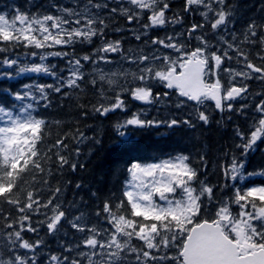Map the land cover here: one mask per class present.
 I'll list each match as a JSON object with an SVG mask.
<instances>
[{
	"label": "snow or ice",
	"instance_id": "6c2138e0",
	"mask_svg": "<svg viewBox=\"0 0 264 264\" xmlns=\"http://www.w3.org/2000/svg\"><path fill=\"white\" fill-rule=\"evenodd\" d=\"M112 2L118 7L110 8L108 0H85L83 5L77 0L76 7L55 5L59 14H32L20 8L11 14L0 13V53L18 47L32 48L41 51L25 55L38 56L42 62L49 57L67 58L69 65V76L65 78L54 70L55 65L21 64L19 57H5L0 60V67L14 69L16 76L36 73L51 76L56 81L53 84L24 85L23 92L9 91L8 94L16 101H48L47 90L61 93L63 88L80 87L79 82L85 79L82 62L112 63L108 54L122 52L119 40H103L94 53L83 56H76L74 51H48L76 43H91L97 37L103 39L107 24L100 16L101 10L118 12L129 23L146 19L147 22L142 24L145 34L149 29L182 22L178 14L167 15L170 10L168 0ZM183 12H199L212 32L219 33L221 29L227 30L234 15V5L227 4L226 0H184ZM204 27L205 24L194 23L187 29L188 39L198 41L195 47L189 48L186 42L170 35L163 39L156 36L150 40L156 49L152 54L141 51L134 56L122 55L123 60L136 65L135 71L108 73L96 70L89 83L97 88L100 100L109 103L93 105V111L106 116L118 109L123 110L125 93L134 100L152 104L166 100L174 92L178 98L175 102L177 109L192 108L189 116L182 120H146L139 113L134 114L123 124L116 125L119 136L125 139V132L121 129L129 126L145 128L166 124L168 128H174L183 124L195 128L197 123L209 125V101L221 113L235 110L245 115L249 106L245 104L234 109L233 102L246 99L249 91L246 81L255 79L264 83V22L250 21L239 43H235L237 37L234 33L232 42L221 36L220 43L226 47L216 50H212L205 35H194ZM135 39L140 40L141 35H135ZM240 44H259L256 57L260 63L253 62ZM160 48L169 49L172 54H156ZM233 60L242 67L225 66L226 61ZM0 76L11 79L13 73L0 72ZM156 84L167 91L154 93ZM108 92L114 95L109 97ZM257 95L262 99L251 106L255 115L251 117L248 130L239 127L234 130L239 140L235 148L240 150V158L235 153H226L225 162L218 165L223 184L214 185L200 178L201 175L207 176L204 155L199 157L203 173L193 166L190 156L183 154L159 163L142 165L134 162L127 169L129 178L121 196L115 202L105 200L96 213L97 217L103 216L107 227L80 223L83 214L68 221L73 229L84 234L75 245L81 259L69 260L65 256L61 260L58 255H50L52 264H83L84 260L88 264H132L128 257L134 258V264H264V184H245L254 176L264 177V169L247 172L242 159L254 152L258 143L264 142V92ZM33 111L32 103L21 104L18 109L16 105L6 107L0 104V203L11 205L19 213L14 219H10L11 213L0 217L4 221L0 228L8 230L4 233L6 251L0 250V264H39L37 250L43 241L26 239L24 235L38 231L32 224L34 214L44 215L45 220L40 223L46 224L52 234L58 232L59 226L67 220L66 210L57 202L59 197L56 194L60 193V188L45 200L39 197L38 190L21 186L24 174L43 173L42 160H51L39 147L44 142L46 121L33 115ZM60 147L67 145L57 139L48 151L57 148L55 155L59 166L63 167L68 160L59 153ZM71 167L75 169L76 165ZM225 190L231 194L217 199L216 192ZM65 250L71 252L73 248L65 246Z\"/></svg>",
	"mask_w": 264,
	"mask_h": 264
},
{
	"label": "trees",
	"instance_id": "16d2710c",
	"mask_svg": "<svg viewBox=\"0 0 264 264\" xmlns=\"http://www.w3.org/2000/svg\"><path fill=\"white\" fill-rule=\"evenodd\" d=\"M108 2L110 8L118 7L112 0H108ZM168 2L170 10L167 15L171 17L173 14H178L182 17L181 23L149 29L145 34L142 24L147 22L146 19L129 23L118 12L111 13L109 10H101L100 16L105 19L107 24L103 39L97 37L93 38L91 43H76L63 49H48V51L62 50L69 53L74 51L76 56H83L94 53L102 45L103 40H119L122 48L121 53L108 54L112 61L110 64H105L102 61L96 64L82 62L85 79L79 82L80 87L77 89L63 88L61 93L47 90L48 101L39 100L37 102L31 99L16 101L8 92H23L24 85L56 83L53 77L36 73H24L16 76L14 69H9L6 66L0 67V72L13 73L11 79L0 76V104L6 107L16 105L18 109L21 104L32 103L34 106L33 115L46 121L44 142L39 147L42 153L47 152L51 160L47 162L42 160L45 169L43 173L34 171L24 174L21 186L28 190H38L39 197L45 200L54 194L56 188H60V193L56 194L59 197L57 202L62 204L67 213V220L62 222L59 231L54 234L48 232L46 224L40 223L45 220L44 215L34 214L32 216V224L38 231L36 233L26 232L24 235L26 239H41L43 241L37 250L39 264H52L49 260L50 255H58L61 260L65 256L69 260L72 258L81 259L77 255L79 249H76L75 245L80 242L84 234L73 229L68 221H73L75 217L83 214L80 223H86L88 226L103 225L107 227L103 223V216L97 217L96 213L100 211L105 200L112 199L115 202L121 196L124 183L129 178L127 169L132 163L136 162L142 165L159 163L183 154L190 156L193 166L200 168L203 173L204 167L199 157L204 155L207 176L201 175L200 178L207 179L208 182L215 185L224 183L218 165L225 162V154L235 153L240 158V150L235 148V144L239 143V140L236 139L234 130L237 127L241 130H248L251 117L255 115L251 106L262 99L257 93L264 92V83L259 80L246 81L249 87L246 99H237L233 102L234 109L245 104L249 106L245 110V115L235 110L221 113L215 110L213 102L209 101L207 111L210 113L211 122L206 126L199 123L195 128H189L183 124L174 128H168L166 124L145 128L129 126L121 129L125 132L126 139L119 136L116 125L123 124L124 121L137 113L146 120L167 121L173 118L178 120L187 118L192 112V108L185 106L177 109L175 102L178 98L174 92L166 100L162 99L159 103L152 104L134 100L125 93L122 97L125 100L123 110L118 109L106 116H101L93 111V105H98L100 102L109 103L108 100L101 101L97 88L89 83V80L96 75V70L108 73L122 70L135 71L136 65L129 64L121 56H134L141 51L144 54H152L156 51L150 43L152 38L159 36L163 39L166 35H170L180 42H186L189 48H192L198 44V41L188 39L187 29L194 23L205 24V27L198 29L194 35H205L212 45V50H216L226 47L220 43L221 36L232 42L234 33L237 37L235 43H239L243 40L242 33L250 21L255 20L258 24L264 22V0H226L227 4L234 5V15L230 18L227 30L221 29L219 33L212 32L199 12L184 13V0H168ZM84 3L85 0H79L80 5ZM55 5L76 7L77 0H0V13L11 14L16 8H20L22 11L32 14H59ZM93 11L96 10L93 9ZM137 34L141 35L140 40L135 39ZM240 47L249 54V58L253 62L260 63L256 57V53L260 49L259 44H240ZM33 51L41 50L18 47L10 52L0 53V60L5 57H19L21 64L31 65L35 62L55 65L54 70L60 76L65 78L69 76L67 58L49 57L42 62L38 56L25 55ZM156 54L172 53L169 49L160 48ZM230 54L232 53L230 52ZM157 63L159 62L157 61ZM229 64L232 68L242 67L235 60L225 62V66ZM120 82L124 83L123 78H120ZM104 87L107 88V85L105 84ZM153 91L155 93L167 90L156 84ZM36 95L39 97L38 92ZM107 95L112 97L114 93L108 92ZM45 104L49 106L44 107ZM57 139H62L67 145V147L59 148V153L68 160V164L63 167L59 166L58 158L55 155L57 148L48 151ZM242 159L245 160L247 172L264 169V142L258 143L256 150ZM72 164L76 165L75 169L71 167ZM33 175H35V179H33ZM245 184H264V177L254 176L250 180H246ZM230 194L228 190L217 191L216 197L220 199ZM9 213H11L10 219L19 215L11 205L0 203V217ZM3 223V219L0 218V225ZM6 231L8 230L0 228V250L2 251H6L4 248L7 243L4 237ZM133 243L139 244L138 241H133ZM65 246L72 247L73 251H66ZM128 261L134 264L133 257H128ZM64 264H68V262H64ZM83 264H88L87 260H84Z\"/></svg>",
	"mask_w": 264,
	"mask_h": 264
},
{
	"label": "bare ground",
	"instance_id": "6f19581e",
	"mask_svg": "<svg viewBox=\"0 0 264 264\" xmlns=\"http://www.w3.org/2000/svg\"><path fill=\"white\" fill-rule=\"evenodd\" d=\"M120 62V61H119ZM119 65H120V63H119ZM91 68V67H90ZM89 74H90V72H89Z\"/></svg>",
	"mask_w": 264,
	"mask_h": 264
}]
</instances>
